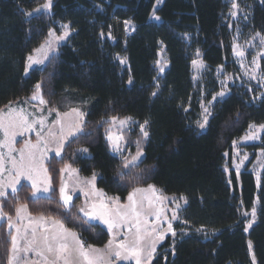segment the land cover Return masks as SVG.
<instances>
[{
    "label": "trees",
    "instance_id": "obj_1",
    "mask_svg": "<svg viewBox=\"0 0 264 264\" xmlns=\"http://www.w3.org/2000/svg\"><path fill=\"white\" fill-rule=\"evenodd\" d=\"M42 2L0 0V109L28 97L40 84L49 106L82 107L86 117L83 131L47 163L51 194L32 199L30 188L21 185L2 199V212L13 218L17 206L25 204L31 216L59 220L85 245L103 246L109 234L99 224L84 223L76 211L79 197L70 215L61 208L60 170L69 165L84 177L96 174V187L121 202L134 188L148 185L187 199L181 215L190 233L175 241L173 253L166 237L152 264H251L247 240L257 264H264V168L258 188L247 169L239 177L231 172L229 179L223 169L232 141L250 124H264V98L255 102L247 90L232 87L215 104L203 132L191 125L198 112L193 51L201 52L210 70L234 71L224 0H163L156 10L159 22L150 20L155 0H52L50 14L25 15ZM124 20L135 25L126 39ZM52 22L69 23L72 35L42 68L24 76L26 57L43 42ZM249 27L264 36V0L252 4ZM109 32L114 42L104 37ZM160 45L169 66L157 84ZM119 55L126 57L127 67ZM113 117L147 121L148 139L135 166L124 168L110 152L106 131ZM81 148L87 155L77 152ZM255 198L258 219L246 235L241 211L250 210ZM10 237L3 221L0 264H8Z\"/></svg>",
    "mask_w": 264,
    "mask_h": 264
},
{
    "label": "rangeland",
    "instance_id": "obj_2",
    "mask_svg": "<svg viewBox=\"0 0 264 264\" xmlns=\"http://www.w3.org/2000/svg\"><path fill=\"white\" fill-rule=\"evenodd\" d=\"M261 1L262 0H235V3L238 5V7L233 8V0H224L227 8L223 15V20L231 33L232 61L234 64V71L227 72L224 66H218L210 70L204 63L202 54L199 50H195L192 53L191 77L194 85V98L198 104V112L196 114V119L191 122V125L197 131L203 132L207 127L208 123L204 128L199 127L200 123L204 122V116L206 114L205 109H207L208 113H210L208 116L209 121L210 117L212 116L215 104L227 97L230 94L232 87L247 90L251 93L252 100L255 102H258L264 98V40H262L264 36L258 32H253L249 27L252 4ZM47 2L48 0H43V2L35 8H41V11L36 12L34 9L31 11L32 15L30 16L50 14L51 8L46 10L42 9V6ZM162 2L163 0H155L153 10L150 15L151 21L159 22V19H156V17H158L156 15V10L160 7ZM232 12H235L236 15H232ZM65 25H67V29L64 27ZM122 27L125 39L130 37L135 31V25L130 20H124L122 22ZM65 31L68 32V35L64 39L58 40L57 37L64 36ZM72 33L73 30L71 29L69 23L52 22L51 28L49 29L43 42L26 57L24 63V76H27L33 69L42 68L51 57L57 55L59 48L69 40ZM104 37L108 38L111 42L115 41V38L111 32L104 35ZM49 45L51 47H49ZM42 46L44 47L42 48ZM238 51L243 52V55H237ZM29 56H32L36 60H43V63L32 64V66L29 67ZM117 59L123 67L128 66L125 56L119 55L117 56ZM193 61H196V63L194 64ZM168 66V57L165 52V48L163 45H160L157 61L155 62V67L157 70V84H159V79L163 77L164 73L168 69ZM26 68L28 69L27 73L25 71ZM161 69H163V71H161ZM36 92L37 89L35 87L33 92L28 97L23 98L15 103L7 104L0 109V164H2V168H0V184H7L13 179L15 171L12 168V161L15 160L17 164H19L21 158L20 150L24 149L25 164L27 165L29 163H34L37 169V172L34 175L37 181L40 183V187L42 188L44 186L45 174L41 170V165L43 168L47 169V175L50 177L47 163L50 157L55 156L52 150L59 146L62 136H67V139H65L63 142L64 148L68 141L81 133H76L72 136L67 135L70 129L75 127L77 123L82 121L83 128L86 113L82 107L76 106L65 111L59 110L56 107L49 106L47 103L41 104L39 97L33 99L32 97ZM222 92L224 95H219ZM39 96L42 97L40 89ZM74 109L78 110V112L82 113L83 115H78L76 111H73ZM186 110H188V108ZM25 119L28 123L32 124L33 127L31 130L25 131L21 135L19 134L21 131L19 125ZM41 120H43V125L39 123ZM120 121H126V123L122 125ZM141 125H144V131L148 132V124H145V122H138L132 117L116 118L115 121H113V119L109 120L106 131V139L109 144V149L110 152L123 161V163L125 162V158L131 161L132 157L138 151V147L143 151L144 144L148 137L143 136V132L140 127ZM261 125L264 124H250L242 136L232 141L230 150L224 154L225 162L223 169L228 179L230 178L231 172L239 177V175L245 169H247V171L252 173L257 188L259 187L260 176L264 168V128H261ZM13 132L17 133L14 138L12 137ZM38 132L40 134L39 136L37 135ZM50 133L52 135H50ZM109 133L114 136L122 137L119 142V151L113 150V145L108 140ZM253 133H255L257 138L244 139L245 136L251 135ZM41 137L43 138L42 141ZM28 142L33 145H37V147L34 149H25V145ZM45 143L47 144V149H49V151H47L46 157L42 156V153L45 151ZM81 149H78L77 152L79 154L87 155L86 152L81 151ZM29 152L34 154V161L29 160ZM60 156L55 157L59 158ZM142 157L143 155L139 160L131 163L129 167L137 165ZM62 169H65V171L60 170L58 193L61 182L63 181L66 183L68 191L73 195V201L76 197L80 198L78 208H90L91 204L93 203L98 205L103 202L109 209L113 211L119 210L120 212H124L127 210L125 207L118 206L129 205L130 202L128 200V196L133 191L127 195L124 202H121L119 199H115L118 197L107 195L105 192L96 187V180L98 178L96 174L95 180L93 181V187V184H89L88 181L92 180L94 174L89 177H84L76 168L70 167L69 165L64 166ZM21 185H26L30 188L29 197L32 199L37 197H48L52 192V190L48 193L41 191L36 197H33L31 195L33 191L31 182L22 179L21 184L18 185L17 188L19 189ZM148 186L137 188L147 189ZM155 189L157 191L154 194L152 192L136 193L134 197L138 202V210H140L139 201L143 200V209L141 215L142 225L140 234L144 235L145 239L141 241L140 244V247L143 249L140 257L141 264H152L155 256L157 255L158 247L164 242L166 237H170L171 239V247L168 250L173 253L175 241L181 236H185L190 233V231L184 225L181 215L183 208L186 206L187 199L182 195L166 194L158 187H155ZM7 192L8 194H14L10 188L7 189ZM98 192L102 193L103 195H98ZM5 197L6 196H0V209L1 201ZM146 197H151L154 200V204L151 207L149 206L148 199ZM157 197H162L165 199L158 200L156 199ZM157 209H162L160 218L158 220L154 214H149ZM253 209H255V217L252 215ZM80 215L82 216V214ZM27 217H32L28 213L27 208L26 211H22L19 214L15 210L14 218H11V223L13 224V227L11 228L9 227L7 216L0 218V224L3 221L7 222L8 232L10 235H15L18 237L20 248L21 233H17L16 227L22 225ZM241 218L244 223V232L246 235H248L250 229L257 223L258 219L257 198L254 199L252 208L250 210L241 211ZM145 220L146 223H143ZM250 222L251 227H249ZM91 223L101 225L108 232L109 241H112L111 251L113 252V256L108 257V255H106L108 257L106 258L107 264H136L134 258L116 259L114 256V252L118 250L116 246L122 240L126 239L127 242H131L133 240L136 233L135 227H132V231L129 232V225L125 224L118 228H113L112 231H109L107 225L103 224L102 221L96 220L91 221ZM169 224H171L173 231L167 230ZM181 225L183 227H181ZM177 226L179 227L177 228ZM153 228L156 229L155 233L152 232ZM173 232L175 235H173ZM159 234H163L164 238L157 239ZM153 240H156L155 251L152 252L151 258L149 259L148 253L151 252L150 245ZM109 241H107L108 244ZM249 242L250 241L247 240L251 264H257L252 250V245L250 246ZM105 251L107 254L109 251L108 245ZM121 251L123 252V250Z\"/></svg>",
    "mask_w": 264,
    "mask_h": 264
},
{
    "label": "snow or ice",
    "instance_id": "obj_3",
    "mask_svg": "<svg viewBox=\"0 0 264 264\" xmlns=\"http://www.w3.org/2000/svg\"><path fill=\"white\" fill-rule=\"evenodd\" d=\"M233 8H237L238 5L235 3V0H233ZM51 8V0H48L46 4L42 6V9H50ZM36 12H40L41 8L35 9ZM25 15H32L31 12L25 13ZM232 15H236L235 12H232ZM156 19H159V17H156ZM130 23V22H126ZM67 29V25L64 26ZM68 35V32L65 31L64 36L62 37H57L58 40L64 39ZM103 35V33H101ZM264 40V38H262ZM44 46H42L43 48ZM49 47H51L49 45ZM39 51V50H38ZM237 55L242 56L243 52L238 51ZM28 60L30 61L29 67L32 66V64H42L43 60H36L32 56L28 57ZM123 62V61H122ZM255 62V61H254ZM195 64L196 61H193ZM26 73L28 69H25ZM163 71V69H161ZM131 83V81H129ZM37 92L34 93L33 99H36L39 97L41 104L47 103L42 97L39 96V89H40V84H37L36 86ZM155 95V93H153ZM219 95H224V93H220ZM78 113V115L82 116V113H79L78 110H73ZM205 116H204V122L200 123L199 127L204 128L206 124L208 123V116L210 113H208V110L205 109ZM113 121H115V117L112 118ZM35 123V122H33ZM41 125H43V120L39 121ZM120 123L123 125L126 123V121H120ZM145 124H147V121H145ZM33 127L32 124L28 123L27 120L25 119L20 125L19 128L21 129L19 134H23L25 131L31 130ZM63 127V126H61ZM141 130L143 132L144 137H148L149 133L147 131H144V125H141ZM251 127V126H250ZM261 128H264V125L260 126ZM83 131L82 128V121L80 123H77L75 127L71 128L70 131L68 132V136L75 135L76 133H80ZM15 135H17L16 132L12 133V137L14 138ZM39 136V132L37 133ZM50 135H52L50 133ZM257 138L255 136V133L251 135H247L244 137V139H255ZM67 139V136H62L60 139L59 146L56 149H53L52 151L54 152L55 156H60L61 155V150L63 148V142L64 140ZM122 137L120 136H114L111 133L108 135V140L112 143L113 145V150L114 151H119L120 150V140ZM43 138L41 137V141ZM37 145H33L30 142L26 143L25 149H34L36 148ZM21 158L19 161V164L15 160L12 161V168L15 171V175L13 179L8 182L7 184H0V196H7L8 192L7 189H11L12 193H17L18 188L17 186L21 184V180H28L31 182V187L33 189L31 195L33 197H36L37 194L41 191L48 193L52 190L51 188V178L48 177L47 175V169L43 168L41 165V170L44 172V186L41 188L40 183L37 181L35 177V173L37 172V169L34 165V163H29L25 164V157H24V149H21ZM47 144L45 143V151L42 153V156L47 155ZM83 152H87V149H81ZM143 155V151L139 149L136 152V154L132 157L131 161H129L127 158H125L124 162V168H128L129 165L137 160L140 159V157ZM35 157L34 154L29 152V160L34 161ZM0 168H2V164H0ZM61 171H65V169H61ZM75 171V170H73ZM119 179L121 181L124 180V174L123 172L118 173ZM95 180V174L93 175L92 180L88 181L89 184H93V181ZM94 187V184H93ZM157 190L155 189L154 186L149 185L147 189H142V188H134L133 192L129 194L128 200H129V205L127 206H118V207H125L127 210L124 212H120L119 210L113 211L107 207L106 204L101 202L100 204H91L90 208H85V207H79L76 209L77 213L82 214V218L84 219V223L88 224L91 226L90 222L91 221H102L103 224L107 225L108 230L112 231L113 228H118L121 225H129V232L132 231V227L136 228V233L134 235V238L131 242H127V240H122L116 247L118 250L114 252V256L116 259H129V258H134L136 261V264H141V253L143 249L140 247L141 241L145 239L144 235L140 234L141 231V215H142V209H143V200L139 201V209L138 210V202L134 198L136 193H144V192H152L153 194ZM59 203L61 205V208L66 214H71L72 208L75 207L73 204V195L68 191L66 183L63 181L61 182V186L59 189ZM98 195H103L102 193H97ZM148 199L149 206L151 207L154 204V200L151 197H146ZM119 199V198H115ZM156 199H165L162 197H157ZM27 205H19L16 208L17 213H21L22 211H26ZM162 209H157L154 212L149 213L150 215L154 214L157 218V220L160 218V213ZM252 215L255 217V209L252 210ZM6 216L5 213L2 212V209H0V218H3ZM30 218V222L35 220L36 222L43 223L45 222V217L40 216L38 218ZM175 218V217H173ZM146 223V220L143 222ZM8 224L9 227H13V224L11 223V217H8ZM51 224L53 225V230H48L45 229L39 240L36 237V229H32V239L27 241V244L23 251H37L40 256H45V253H49L52 256V260L50 264H58L59 261H63V264H77V262H84V264H101L103 261L104 257L98 256V255H93V253H99V249H94L91 246L88 248H85L84 242L80 240L79 235L75 232L72 231L71 229L65 228L63 223L59 220H52ZM249 227H251V222L249 223ZM87 230V229H86ZM168 231H173L171 224L168 225ZM247 230V229H245ZM17 233H19V228L16 229ZM152 232L155 233L156 229L153 228ZM173 235L175 233L173 232ZM164 236L163 234H159L157 239H163ZM71 241V243H69ZM155 242L156 240H153L150 247H151V252L148 253V258H151L152 252L155 251ZM11 244H12V251L17 252L19 251L18 249V240L17 236H12L11 237ZM38 245H42V248L38 247ZM249 245L251 246V243L249 242ZM37 246V247H34ZM108 257L113 256V252L111 251L112 249V241H109L108 244ZM123 250V252L121 251ZM45 259L47 260V256H45ZM8 264H13V258L10 257Z\"/></svg>",
    "mask_w": 264,
    "mask_h": 264
},
{
    "label": "crops",
    "instance_id": "obj_4",
    "mask_svg": "<svg viewBox=\"0 0 264 264\" xmlns=\"http://www.w3.org/2000/svg\"><path fill=\"white\" fill-rule=\"evenodd\" d=\"M38 217H40V216H32V218H38ZM52 220H54V219L45 218V222H43V223L36 222L35 220L30 222V218L27 217L24 220V223L22 225L16 227V228H19V230H20L19 234L21 233V236H20L21 248H20V244L18 243L19 251L13 252L11 250L12 249L11 248L12 244H11L10 251H9V258L10 257L13 258V264H50V262L52 260L51 254L45 253V256H47V260H46L45 256H40L37 251L30 250V251L25 252V251H23V249L25 248L27 241L31 240L33 238L32 237V229L33 228L36 229V237L39 240V238L41 237V235L43 234L45 229H48L50 231L53 230V225L51 224ZM11 237H12V235H11ZM17 240H18V237H17ZM69 243H71V241ZM84 245H85V243H84ZM107 245H108V242L105 243L101 247L85 245V248H88L89 246H91L94 249H99L100 252L99 253H93V255H98V256L104 257L101 264H107L106 258H108V257L106 256L107 254L105 251L107 248ZM34 247H37V246H34ZM38 247L42 248V245H38ZM8 261H9V259H8ZM58 264H63V261H59ZM77 264H84V262L80 261V262H77Z\"/></svg>",
    "mask_w": 264,
    "mask_h": 264
}]
</instances>
